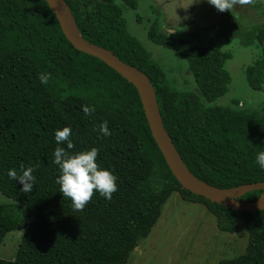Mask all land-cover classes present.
Here are the masks:
<instances>
[{
    "label": "trees",
    "instance_id": "16d2710c",
    "mask_svg": "<svg viewBox=\"0 0 264 264\" xmlns=\"http://www.w3.org/2000/svg\"><path fill=\"white\" fill-rule=\"evenodd\" d=\"M64 1L86 41L148 76L163 126L196 178L221 189L264 182V169L256 163V155L264 151V111L211 105L227 91L230 75L225 63L231 52L190 45L161 32L153 19L148 40L168 50L182 47L179 55L201 97L178 92L153 55L127 31L114 0ZM121 2L132 10L138 6L137 0ZM239 11L240 17L233 13ZM241 15L251 22L241 21ZM214 28L228 39L238 38L243 46L261 48L244 73L250 89L264 92L263 3L254 0L220 12ZM42 73L51 75L46 85L39 80ZM85 105L95 111L85 115ZM105 121L110 136L99 131ZM64 127L72 129L71 150L55 140L56 130ZM57 147L71 153L97 148V163L117 177L113 198L96 192L83 211L74 210L56 183ZM21 164L35 168L30 193L8 177L10 169L20 174ZM0 193L11 200L0 205V245L8 233L22 231L15 258L0 259V264H126L139 241L151 233L172 193L202 205L220 232L234 234L236 219L244 221V252L218 264H264V210L232 211L182 188L151 135L134 86L73 47L45 0H0ZM261 193L252 191L238 200L255 201Z\"/></svg>",
    "mask_w": 264,
    "mask_h": 264
},
{
    "label": "rangeland",
    "instance_id": "374dc122",
    "mask_svg": "<svg viewBox=\"0 0 264 264\" xmlns=\"http://www.w3.org/2000/svg\"><path fill=\"white\" fill-rule=\"evenodd\" d=\"M114 1L122 9L127 31L153 55L174 90L195 92L201 97L186 61L179 55L182 47L168 50L148 40L147 31L153 19H157L161 32L174 34L190 45H205L232 53L225 63L230 75L227 91L211 102L212 106L234 111H264V92L250 89L244 73L245 68L259 58L261 48L258 45L246 47L238 38L228 39L219 34L214 26L220 12L207 0H137L136 10L126 7L121 0ZM260 1L264 7V0ZM233 13L243 15L241 11ZM246 13L253 14L250 10ZM251 19L242 16L241 21L248 25ZM8 203L11 200L0 193V205ZM235 225L234 234L220 232L215 218L202 205L185 202L177 193H172L162 206L151 233L139 241L126 264H218L220 260L236 258L245 250L247 231L241 218L236 219ZM21 236L22 231H12L5 236L0 245V259L15 258Z\"/></svg>",
    "mask_w": 264,
    "mask_h": 264
},
{
    "label": "water",
    "instance_id": "95a60500",
    "mask_svg": "<svg viewBox=\"0 0 264 264\" xmlns=\"http://www.w3.org/2000/svg\"><path fill=\"white\" fill-rule=\"evenodd\" d=\"M56 16L62 33L73 47L99 59L136 89L148 122L151 135L174 178L185 190L203 196L213 203L236 212L253 213L264 210V182L244 184L230 189L213 187L196 178L186 167L167 131L156 100V93L148 76L119 60L111 51L86 41L79 33L75 19L64 0H45ZM252 191H262L255 201H240Z\"/></svg>",
    "mask_w": 264,
    "mask_h": 264
},
{
    "label": "clouds",
    "instance_id": "9594fccd",
    "mask_svg": "<svg viewBox=\"0 0 264 264\" xmlns=\"http://www.w3.org/2000/svg\"><path fill=\"white\" fill-rule=\"evenodd\" d=\"M219 12L230 11L236 5L246 6L254 3V0H207ZM51 78L50 74H40L39 80L42 84H47ZM82 111L85 115H91L95 109L87 105L83 106ZM99 131L104 136H110L107 121L98 125ZM72 129L64 127L62 130H56L55 140L57 144L66 143L67 149H73L71 141ZM99 150L95 147L91 150L71 153L63 147H57L54 152L53 163L60 169V175L56 183L60 186V193L64 198H68L76 211H83L88 203L91 202L96 192L107 200L113 198V194L118 191L116 183L117 177L111 171L102 169L97 163ZM256 163L264 169V151L256 155ZM34 167L20 166V174L15 169L8 171V177L16 180L22 185L21 191L30 193L36 181L33 175Z\"/></svg>",
    "mask_w": 264,
    "mask_h": 264
}]
</instances>
